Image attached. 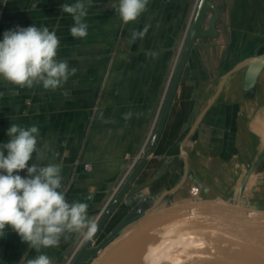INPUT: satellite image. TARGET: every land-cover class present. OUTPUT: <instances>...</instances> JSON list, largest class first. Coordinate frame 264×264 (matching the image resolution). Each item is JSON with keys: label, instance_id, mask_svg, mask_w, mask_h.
I'll list each match as a JSON object with an SVG mask.
<instances>
[{"label": "crops", "instance_id": "crops-1", "mask_svg": "<svg viewBox=\"0 0 264 264\" xmlns=\"http://www.w3.org/2000/svg\"><path fill=\"white\" fill-rule=\"evenodd\" d=\"M75 2L0 0V40L5 31L17 26H47L60 39L57 59L67 61L70 69L75 68L76 61L98 62L93 68L84 65L82 70L77 69L67 82L54 91L45 90L42 85L31 89L19 88L0 78V143L8 141L7 131L12 123L22 127L38 125L40 136L37 148L43 153L44 159H38L34 153L30 163L41 166L60 164L62 190L66 199L69 202L88 203V214L93 219L94 213L101 210L114 191L117 188L119 190L126 181L129 172L140 161V150L152 138L179 57L182 39L197 2L149 0L148 10L137 21L124 24L112 7L118 0H92L85 18L89 24L88 36L82 39L71 36L70 27L74 21L60 7ZM91 12L99 14L97 33L94 28L93 35ZM145 25H150L146 36L130 43L131 31L142 30ZM226 25L233 30L231 21H227ZM216 30L219 34L217 25ZM220 40L199 37L192 45L162 131L148 154L146 164L134 180L133 188L135 183L139 187L157 177L150 185L166 189L169 185L165 174L172 169L171 152H180L173 169L183 164L186 170L187 147L192 146V152H207L212 158L226 161L235 157L234 152L251 150L249 142L264 140L261 110L252 114V108L256 109L257 105L251 94L255 91V85L244 90L241 85L242 74H238L233 77L230 86L225 83L216 94L221 77L214 79L211 70L214 65H218L219 60L227 59V54L220 50ZM92 49L98 50L97 57L91 58ZM149 52L158 55L153 57L147 54ZM257 107L259 110L260 106ZM127 113H132L130 119H125ZM189 141L191 146L188 145ZM61 149H66V154L60 152ZM84 163L90 165L89 170L83 168ZM228 171L233 173L240 169L228 165L207 170L206 178L210 184L205 187H213V174ZM26 174V170L20 173L22 176ZM252 176L250 173L239 187L243 182V185H251ZM201 177L204 178L201 174L195 175L193 180L199 185L201 182L202 186ZM239 187L236 188L235 198ZM195 189V186L187 183L182 196L195 195ZM128 197L125 196L117 207L125 204L129 206L125 199ZM151 201V198L143 197L135 207L130 209L129 206L122 220H131ZM205 206L194 209L197 216L202 215L203 210L211 212L212 207ZM117 207L114 210L116 213ZM180 221L175 224L182 223ZM128 226L130 223L120 227L109 242L121 235ZM5 235L0 238V264H19L25 254L27 258L39 254L22 242L10 228L6 229ZM79 237L78 234H71L67 239L62 238L58 247L42 251L53 258L54 264H59ZM183 261L187 259L174 264H182Z\"/></svg>", "mask_w": 264, "mask_h": 264}, {"label": "water", "instance_id": "water-1", "mask_svg": "<svg viewBox=\"0 0 264 264\" xmlns=\"http://www.w3.org/2000/svg\"><path fill=\"white\" fill-rule=\"evenodd\" d=\"M208 11L212 14L207 27L204 28L203 21ZM217 20L218 10L215 4L211 0H197L149 146L109 203L97 224V232L125 196L140 193L156 180L157 177L136 189L132 186L162 131L192 45L199 37L216 36ZM243 68V89L248 90L255 85L264 70V53L244 58L224 73L219 80L216 94L232 73ZM190 181L185 172L177 184L152 199L151 204L139 214L131 220L123 221L124 224L121 222V226L118 225L88 253L87 257L96 254L90 264H174L186 259L183 264H264V211L254 212L240 203L244 182L231 203L219 196H197V192L195 195L182 196ZM173 196L178 198L177 201L165 205V199ZM205 205L218 208V211L192 217L187 214L196 207ZM180 220L182 223L175 224ZM129 223L130 226L121 235L109 242L119 232L120 227ZM96 233L93 236H96ZM101 248L103 249L99 252ZM82 262L83 260H75L74 264Z\"/></svg>", "mask_w": 264, "mask_h": 264}, {"label": "clouds", "instance_id": "clouds-1", "mask_svg": "<svg viewBox=\"0 0 264 264\" xmlns=\"http://www.w3.org/2000/svg\"><path fill=\"white\" fill-rule=\"evenodd\" d=\"M91 5L92 0H76L60 6L74 21L70 27L72 37L88 36L85 18ZM148 5L149 0H118L112 7L120 20L128 24L137 21ZM149 27L131 31L130 43L143 39ZM59 47L60 39L47 26H17L5 31L0 40V78L19 88L40 85L45 90L60 88L76 69L57 59ZM131 116L132 113H127L125 119ZM39 136L38 125L22 127L12 123L7 131L8 141L0 143V238L6 237L5 231L10 228L39 253L34 258L25 254L19 264H54L53 258L42 249L58 247L62 238L67 239L71 234L90 239L97 232V223L88 214V203L66 199L62 166L30 163L34 153L38 159H44L37 148ZM25 170L27 174L20 175Z\"/></svg>", "mask_w": 264, "mask_h": 264}, {"label": "rangeland", "instance_id": "rangeland-1", "mask_svg": "<svg viewBox=\"0 0 264 264\" xmlns=\"http://www.w3.org/2000/svg\"><path fill=\"white\" fill-rule=\"evenodd\" d=\"M217 10H218V22L216 21V25L218 26L219 34L217 33L215 38H220V50L227 54L226 60H219L218 65L216 67L213 66L211 73L214 79L218 77H222L224 73L228 69H231L237 62L243 60L244 58L258 55L264 53V0H211ZM197 2V0H196ZM212 12L208 11L205 19L203 21V27L206 28L208 25V20L211 16ZM229 14V16H228ZM90 25H91V33H97L98 29V20L99 14L91 12L90 14ZM96 17V18H95ZM231 21L233 24V30L228 29L226 22ZM89 25V24H88ZM95 28V30H94ZM188 30V29H187ZM186 30V33H187ZM121 35V30H119L118 36ZM184 37L182 39V45L184 41ZM213 37V38H214ZM182 48V46H181ZM77 50V46H76ZM181 50V49H180ZM91 58L97 57L98 50L92 49L91 50ZM95 54V55H94ZM98 62L90 60L82 62L76 61L75 68L76 70H82L83 66L86 65L87 68H93L97 66ZM175 69V67H174ZM173 69V71H174ZM172 71V73H173ZM172 77V76H171ZM253 97H255V102L257 103L256 109L252 108V114L254 115V111L258 112L261 110L260 117L264 119V70H262L260 76L258 77L257 82L255 83V89H253ZM254 105V106H255ZM260 106L258 110L257 106ZM254 109V110H253ZM252 115V116H253ZM264 122V121H262ZM252 129V128H251ZM262 131H264V125H261ZM264 135V132H262ZM258 137H260L258 135ZM150 141L148 140L144 147L140 150V154L138 158L141 159V153L146 150L149 146ZM191 142L189 141V146ZM252 149L249 150L251 152H234L235 157L232 159H227L226 161H222L221 158L210 156L211 154H206L207 152H192L193 150L191 147H187L189 152H186V162L188 163V168L185 170L183 164L181 167L177 169H173V165H175L178 161V156H180V152H171V163L172 169L167 172L166 177L168 179V188L177 184L181 178L183 177L184 173L186 172L187 177L191 180V186H195L196 195L205 197V196H219L225 201L234 202L235 198V191L236 188L239 187L240 182L248 176V170L251 169L253 163L257 161L256 166L251 169L253 181L251 185H244L243 193H242V205L243 207L247 208L248 210L256 211H264V140L259 139L257 142H249ZM254 144L256 147L254 148ZM60 152H65L66 149H61ZM207 156V157H205ZM261 158V159H260ZM231 160V161H230ZM184 161V160H183ZM76 163V160L74 161ZM73 163V164H74ZM84 163L82 164L85 170L90 169V165L85 167ZM225 164V165H224ZM234 167L236 169H240L238 172L228 171V172H219L213 174V187L206 188V184H210L207 180L206 171L210 169H216L219 167ZM131 172H129L127 178L129 177ZM204 176L202 178V186L201 182L200 185L195 183L193 178L195 175ZM207 175V176H206ZM207 177V178H206ZM127 180V179H126ZM138 183L134 184V189L138 186ZM137 186V187H136ZM165 188L158 187L154 188L151 185L145 187L140 191V193H134L130 195L128 198H125L127 204L132 207H135L136 204L142 200L143 197L146 199L156 198L159 194L164 191ZM165 189V190H166ZM194 190V191H195ZM115 193L110 197L107 201V204L99 211L94 213V220L98 224L103 213L107 209L109 203L113 200L114 196L118 192V188L114 191ZM130 198V201H129ZM124 199V200H125ZM176 196L172 198L168 197L165 199L164 204L170 205L173 202L177 201ZM130 202V203H129ZM124 204V203H123ZM129 206L126 207L122 205L117 207V213L114 211L103 224V226L98 230L96 236H92L90 239H84L83 237H79L75 244L71 247L70 251L65 253L63 257L60 259L59 264H74L75 260L83 262L81 264H90L92 260L95 259L96 254L88 256V253L96 248L99 243L118 225L121 224L123 221V216L129 211ZM206 207V206H205ZM218 211V208L212 207V211ZM206 210H203V214H205ZM193 212V213H192ZM194 210L188 212L187 214L192 216H196ZM208 213V211H207ZM112 215H115L112 217ZM113 221H111V220ZM111 221V223H110ZM110 223V227L108 224ZM86 257V258H85ZM185 261L182 262V264ZM204 264H219V263H204Z\"/></svg>", "mask_w": 264, "mask_h": 264}, {"label": "bare ground", "instance_id": "bare-ground-1", "mask_svg": "<svg viewBox=\"0 0 264 264\" xmlns=\"http://www.w3.org/2000/svg\"><path fill=\"white\" fill-rule=\"evenodd\" d=\"M197 4V3H196ZM196 7V6H195ZM195 10V9H194ZM194 14V13H193ZM193 17V16H192ZM192 20V19H191ZM238 74H242V86H243V74H244V68L243 69H240V70H238V71H236V72H234V73H232L231 75H230V77L228 78V80L226 81V85L227 86H230V83L233 81V77L235 76V75H238ZM225 85V86H226ZM261 159V158H260ZM256 162V161H255ZM255 162H254V164H255ZM257 163V162H256ZM253 164V165H254ZM256 165V164H255ZM252 168V167H251ZM250 173H251V169H250V171H249ZM250 173H249V175H250ZM248 175V176H249ZM248 176L246 177V178H248ZM245 181V180H244ZM244 186V185H243ZM242 190H243V188H242ZM243 192V191H242ZM242 192H241V197H242ZM238 193V192H237ZM240 202H241V198H240ZM124 224V223H123ZM121 226V225H120ZM201 264H204V263H201Z\"/></svg>", "mask_w": 264, "mask_h": 264}, {"label": "built area", "instance_id": "built-area-1", "mask_svg": "<svg viewBox=\"0 0 264 264\" xmlns=\"http://www.w3.org/2000/svg\"><path fill=\"white\" fill-rule=\"evenodd\" d=\"M85 167H88V164H85Z\"/></svg>", "mask_w": 264, "mask_h": 264}]
</instances>
